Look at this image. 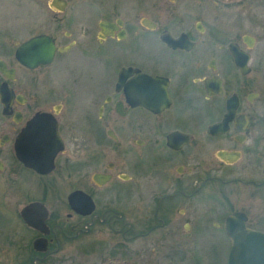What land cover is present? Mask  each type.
I'll return each mask as SVG.
<instances>
[{"label": "flooded vegetation", "instance_id": "flooded-vegetation-1", "mask_svg": "<svg viewBox=\"0 0 264 264\" xmlns=\"http://www.w3.org/2000/svg\"><path fill=\"white\" fill-rule=\"evenodd\" d=\"M89 4L80 35L54 19L0 58V216L16 223L15 260L66 263L78 249L81 264H183L202 227L228 264L227 226L264 234V0ZM41 35L54 54L29 67L16 49ZM68 59L81 86L53 70Z\"/></svg>", "mask_w": 264, "mask_h": 264}, {"label": "rangeland", "instance_id": "rangeland-1", "mask_svg": "<svg viewBox=\"0 0 264 264\" xmlns=\"http://www.w3.org/2000/svg\"><path fill=\"white\" fill-rule=\"evenodd\" d=\"M65 1L67 2L65 10L63 12H55L51 9L54 8L51 6V0H0V58H6L7 61L13 63L11 57L15 47L33 34L39 32L49 33L54 31V27H56L54 19H56V23L58 19V21H61L62 24H60V27L56 30L59 32V35L63 34L64 31H72L75 34L80 35V30L77 29L80 24H74L75 22L73 23V21L76 20V22H81L86 20L83 18L85 15L86 5L90 6L89 3H96L97 0ZM107 2L108 0H101V5H105ZM93 7H95L94 4ZM58 10L62 11L63 9L58 8ZM90 10L93 13L96 12V8H91ZM94 16L96 18L99 17L96 14ZM62 41L68 42L69 40L64 38ZM107 58L108 62L104 63L103 69L100 71V73H103L100 79L104 81H109L113 77V71L110 66L112 57L109 56ZM254 59H256L255 56L252 60L253 64H255ZM65 67H68L67 71H64ZM53 70L56 72H63V74H69L70 76L68 75L66 77H74L76 81L75 84L81 86L83 81L84 67L80 63L73 61L72 59H68L66 60L64 66L60 67L56 65L54 66ZM7 224H9V228L12 227V224L16 223L9 222V219L0 216V264H18L17 260H15V245L9 243L8 240L6 242L5 239V234L7 237L10 233L6 232L5 230ZM195 231L198 233L196 240H199V243L196 244L197 246H184L185 251L183 264H192V261L196 262L195 264H217V261L223 259L222 255L225 250L223 245V237L219 232L212 233L211 231H208L207 228L197 227ZM180 234L186 235L187 232H182L181 230ZM212 240L216 241L218 245L220 244L219 246L214 247L218 254L216 257L212 256ZM71 252V260L66 263L59 264H81V261H83L82 258L84 257L82 255V251L77 249L76 251L72 250ZM94 255L95 254L90 253L89 257L84 260L85 263H95L97 257H94ZM128 261H130V259L126 254H120L119 262L117 263L129 264ZM145 263L146 261H144V258L137 259V264ZM167 264L172 263L169 262Z\"/></svg>", "mask_w": 264, "mask_h": 264}, {"label": "water", "instance_id": "water-1", "mask_svg": "<svg viewBox=\"0 0 264 264\" xmlns=\"http://www.w3.org/2000/svg\"><path fill=\"white\" fill-rule=\"evenodd\" d=\"M65 0H51V6L63 9ZM55 47L51 38L45 35L36 36L18 46L15 56L29 67L50 62ZM233 236V246L230 251L228 264H264V234L248 232L246 237L236 236L238 231L226 227ZM246 233V232H242Z\"/></svg>", "mask_w": 264, "mask_h": 264}]
</instances>
